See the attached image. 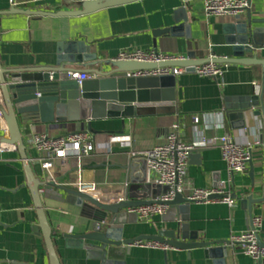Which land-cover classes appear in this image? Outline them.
I'll return each mask as SVG.
<instances>
[{"label":"crops","instance_id":"1","mask_svg":"<svg viewBox=\"0 0 264 264\" xmlns=\"http://www.w3.org/2000/svg\"><path fill=\"white\" fill-rule=\"evenodd\" d=\"M0 0V12L15 9L36 13H3L0 15V61L3 68L34 69L56 64L60 54L81 55V64L74 65L76 72L91 74L92 69L107 70V64L125 50L143 49L156 53L209 60L211 57H232L230 26L253 19L264 18V0H251L249 8L238 18L206 16L204 0H136L77 16H56L39 12L56 13L77 10L78 0ZM188 7L191 38L185 36L156 35L154 32L173 24L175 11ZM72 44L76 52L69 51ZM79 44L88 47L81 51ZM78 47V48H77ZM249 54H246L248 56ZM253 57L264 60V46L252 52ZM221 80L186 71L177 75L175 113H142L132 117H106L87 119L64 127L61 123L32 124L24 128L23 138L27 154L37 177L45 185L42 202L48 214L55 247L61 264H100L89 258L86 250L68 244L64 234L87 232L93 222L71 204L68 194L59 188L77 189L78 183L95 184L104 196L121 194L125 199H139L136 189L147 181L157 183V175L148 169L143 159L131 152H145L166 140L175 121L184 124L183 139L195 142L200 136L230 135L243 144H254L264 136V118L247 115L244 126H238L226 113L227 104L255 93V83L261 85L263 68L258 64L223 63ZM89 79V78H88ZM0 108L4 107L2 96ZM3 113V112H2ZM199 117V122L194 121ZM88 130L94 136L96 149L79 160L71 156L64 162L55 161L54 167L45 170L38 162L40 154L30 145L35 133L60 136L69 132ZM0 138L10 139L8 123L0 120ZM122 139L131 145L122 146ZM111 143V150L107 145ZM252 173L234 179L236 206L221 202H194L187 213L190 232H198L200 240L228 242L232 235L244 232L250 216L241 201L252 196H264V146L253 148ZM188 178L200 188H212L228 180L227 164L219 147H208L189 160ZM52 184L50 188L47 185ZM129 192V195H128ZM137 194V195H136ZM253 216L262 218L261 238L264 240V202L254 205ZM182 214L168 207L162 215L144 221L136 213L129 216L125 237L157 234L183 224ZM187 223V221H186ZM106 225H104L105 227ZM224 254L206 258L203 249L151 248L134 244L126 257L127 264H259L245 254L240 246L228 243L219 245ZM263 264H264V258ZM0 264H50V259L39 217L29 186L28 176L20 151L0 153Z\"/></svg>","mask_w":264,"mask_h":264},{"label":"water","instance_id":"2","mask_svg":"<svg viewBox=\"0 0 264 264\" xmlns=\"http://www.w3.org/2000/svg\"><path fill=\"white\" fill-rule=\"evenodd\" d=\"M77 10L59 11L56 13L39 12L56 16H77L96 12L108 7L130 3L136 0H101L84 1ZM249 6L251 0H248ZM3 13L33 14L36 12L24 9H13ZM239 19V17H236ZM188 7L181 6L175 11L173 24L156 30L160 35L173 37L185 36L191 38L192 24L189 22ZM232 36L227 39L232 45V57L217 59L218 63L227 64H258L263 68L260 91L249 97L237 99L234 103L227 104L226 113L231 119L238 121V126H244L249 113L252 116L264 118V60L253 57L252 52L264 46V18L253 19L249 15L246 21H239L229 27ZM75 44L69 51L76 52ZM78 48V47H77ZM81 51L88 47L79 44ZM246 54H249L246 56ZM87 56L60 54L53 66L32 69L3 68L0 61V93L4 101L1 108L8 123L10 139H3L8 144H14L20 151L25 170L32 190L38 217L39 227L42 230L48 251L50 264H61L48 214L42 202L40 189L45 185L36 176L27 154V146L23 138V130L32 124L61 123L64 127L82 120L106 117H132L142 113H175L177 99V76L168 75L160 77H130L128 72L154 69L159 67H184L187 71L194 72L195 66L202 65L208 60H195L196 55L191 53L188 58L160 63H142L114 59L108 62L107 70L92 69L94 78L83 80L79 83L69 77L70 71H75L74 65L81 64ZM82 73V72H81ZM264 140V136L262 138ZM202 150L191 153L190 159L199 155ZM252 173V161L250 162ZM52 184L47 185L48 188ZM60 189L68 194V201L81 209V214L93 222L87 232L67 233L64 239L76 248L86 250L89 258L100 261V264H127L126 257L131 252V247L139 241L150 240L163 244L169 248L192 250L203 249L206 258L223 255L221 244L224 241L200 240L198 232H190L189 218L184 213L188 211L194 201L183 193L176 192L174 198L165 202L170 207L178 210L185 221L170 229L159 231L157 234L125 237V225L129 222L130 210L153 203L170 190L169 186L161 185L154 181H147L146 175L142 185L136 189L139 199H123L118 202L104 203L77 189ZM129 195V192H128ZM137 195V194H136ZM213 196L212 198H219ZM233 197H236L233 195ZM264 202L262 198L248 196L241 203L252 216L254 205ZM187 221V223H186ZM104 225H106L104 227ZM263 264V259H259Z\"/></svg>","mask_w":264,"mask_h":264},{"label":"built area","instance_id":"3","mask_svg":"<svg viewBox=\"0 0 264 264\" xmlns=\"http://www.w3.org/2000/svg\"><path fill=\"white\" fill-rule=\"evenodd\" d=\"M15 7L17 2L9 0ZM101 1V0H84ZM249 8L248 0H204V12L206 16H231L240 17ZM118 59L125 61H135L142 63H160L166 61L183 60L184 57L156 53L153 51L134 49L125 50L119 54ZM198 75L221 80L224 75V66L216 62V58L211 57L206 63L194 67ZM184 67H159L154 69H143L128 72L130 77H160L168 75H179L186 72ZM69 77L76 79L79 83L90 78L85 72L70 71ZM255 91H260V85L255 83ZM1 97V93H0ZM1 103V98H0ZM0 120L3 121V113L0 108ZM194 121L199 122V117ZM184 124L181 121H175L171 124L164 143L156 145L145 152H131V155L144 160L149 170L157 175V183L169 186L167 194L162 195L157 200L159 203L140 206L131 209L130 212L136 213L138 218L144 221L153 219L156 215L164 214L168 205L165 202L174 198L176 192L183 193L188 199L194 202H221L230 207L236 206L234 195V179L238 174H245L250 168V162L253 158V148L255 146H264V140H257L254 144H243L238 142L230 135L208 137L200 136L195 142L189 143L183 139ZM122 146L131 145L130 140L122 139L119 142ZM30 145L40 154L38 162L45 170L54 167L57 159L64 162L71 156H76L79 160L89 156L96 149L94 136L88 130L69 132L60 136H51L46 133H35L32 135ZM111 150V143L107 145ZM208 147H219L222 158L227 164L228 180H222L212 188H200L192 184L188 178L189 160L193 152ZM18 147L14 144H8L0 138V153L7 151H17ZM80 192L93 196L104 203L118 202L125 197L121 194L104 196L95 184L85 183L81 180L78 183ZM43 189H40V192ZM220 196L219 198H212ZM262 229V218L260 216H250L247 229L239 234L231 236L228 244L231 246H240L242 251L251 256L254 260L264 258V240L260 236ZM136 244L151 248H167V246L155 241L144 240Z\"/></svg>","mask_w":264,"mask_h":264}]
</instances>
